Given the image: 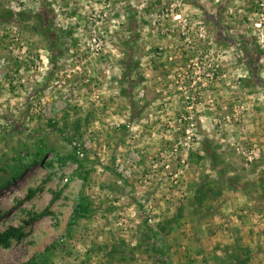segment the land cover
Masks as SVG:
<instances>
[{
    "label": "rangeland",
    "instance_id": "rangeland-1",
    "mask_svg": "<svg viewBox=\"0 0 264 264\" xmlns=\"http://www.w3.org/2000/svg\"><path fill=\"white\" fill-rule=\"evenodd\" d=\"M9 11L0 264H264V0Z\"/></svg>",
    "mask_w": 264,
    "mask_h": 264
},
{
    "label": "trees",
    "instance_id": "trees-1",
    "mask_svg": "<svg viewBox=\"0 0 264 264\" xmlns=\"http://www.w3.org/2000/svg\"><path fill=\"white\" fill-rule=\"evenodd\" d=\"M14 13L12 11H9V13L7 14H2L0 12V19L4 20L6 18L10 19L11 16ZM209 18L212 20V22L214 23V25L216 26V29L218 30V32L220 34H223L224 31V26L221 23V21H219V19L214 16L209 15ZM35 30L43 35H45L47 38L51 39V32L49 31V24H46L43 20L40 19V25L35 27ZM226 41H231L232 37H225ZM247 62H249V65H252V60L249 58V55L247 54L246 57ZM250 70L252 72V74H254L255 71H253L252 66L250 67ZM255 79L260 83V84H264V82L259 78V76L254 75ZM5 173L6 171L3 169H0V187H4L5 185H7L9 183V177L11 178V176L14 175L15 173V169H14V165L10 167L9 169V177L5 179ZM8 174V173H7ZM78 209L83 210V211H87V207L85 202L80 203V205L78 206ZM19 234H21V231L15 228H9L7 231H5V233H2L0 235V241L2 240L3 243L8 244L10 242L11 238L17 237Z\"/></svg>",
    "mask_w": 264,
    "mask_h": 264
}]
</instances>
